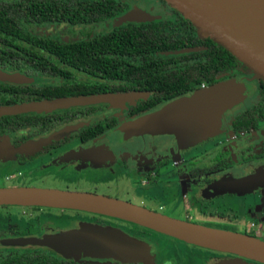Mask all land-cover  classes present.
Instances as JSON below:
<instances>
[{"label":"flooded vegetation","instance_id":"1","mask_svg":"<svg viewBox=\"0 0 264 264\" xmlns=\"http://www.w3.org/2000/svg\"><path fill=\"white\" fill-rule=\"evenodd\" d=\"M0 8L6 21L18 24L21 32L9 36V39L4 34L0 37V74L26 78L0 79V108L59 98L129 95L119 103L0 116V170L9 173L16 170L18 177L22 169L37 178L93 180L104 185L113 183L119 186L127 181L129 185L133 184L134 192L144 196L148 202L162 203L160 210L163 203H178L180 209L193 215L189 223L231 232L234 231L225 228L227 224L237 226L240 223V216L235 212L252 208L249 227L255 228L264 240V82L253 79L252 74L239 64L232 72L218 75L215 83H192L189 89L182 93L176 90L178 94L166 99L170 89L164 83H135L131 74L127 78L119 77L121 70L134 71L143 67L144 61L151 57L148 48L136 51L126 48L124 51L98 43L95 51L85 48H81V52L63 51L64 45L100 38L114 43L119 33L117 29L125 30L129 36L139 34L147 40L159 38L167 44H184L185 47L178 49L152 52L153 59H162L158 64L145 65L148 70L143 68L145 76L150 79L155 75L169 80L183 78L186 70L196 68L199 61L204 62L206 57L203 53L208 49L205 43L210 39L198 37L192 24L162 0H0ZM135 9L147 14V18L120 22ZM43 40L50 43L51 48L40 46L39 41ZM72 55L81 58L75 59ZM89 55L97 56L96 66L85 64ZM103 57L112 62L110 77L103 74L106 68L102 64ZM81 61L84 62L82 65L79 64ZM92 70L97 74L87 72ZM193 74L190 75L192 81L196 77ZM230 79L244 84L247 96L223 112L213 135L207 138L179 141L173 134L134 135L127 127L167 104L190 98ZM249 176L262 177L260 186L249 192L233 193L224 185ZM97 192V187L86 191L107 196ZM143 203L132 204L149 210ZM38 208L43 207L22 209ZM50 209L93 214L77 209ZM79 223L107 226L102 222L87 221H77L67 229L48 228L44 231L10 226L5 232L0 231V252L28 248L49 250L33 246H4L3 241L40 237L47 231L69 230ZM109 227L146 242L150 246L151 259L128 263L91 258L73 261L49 251L68 264H219L236 259L244 264H259L193 245L188 246L195 252H203L199 259L182 255L180 259L163 260L158 257L156 243L117 226Z\"/></svg>","mask_w":264,"mask_h":264},{"label":"water","instance_id":"2","mask_svg":"<svg viewBox=\"0 0 264 264\" xmlns=\"http://www.w3.org/2000/svg\"><path fill=\"white\" fill-rule=\"evenodd\" d=\"M189 21L201 39H210L264 82V0H162ZM147 14L137 9L120 22L141 21ZM187 51H193L187 50ZM0 79L26 80L21 75L0 74ZM247 96L236 79L219 82L190 98L167 104L161 110L128 124L131 134H173L179 141L202 140L214 132L221 115ZM129 95L100 94L59 98L0 108V116L31 111H52L79 105L123 102ZM262 178V177H261ZM259 176L225 183L233 193L260 186ZM0 206L77 209L114 217L149 228L197 247L264 264V241L248 234L220 230L175 220L132 203L89 193L32 187L0 188ZM247 246H241L239 244ZM4 246L43 247L65 260L85 258L120 263L151 259L150 246L125 232L96 224L79 223L69 230H51L40 237L7 239ZM219 264H244L229 260Z\"/></svg>","mask_w":264,"mask_h":264},{"label":"rangeland","instance_id":"3","mask_svg":"<svg viewBox=\"0 0 264 264\" xmlns=\"http://www.w3.org/2000/svg\"><path fill=\"white\" fill-rule=\"evenodd\" d=\"M220 123V121H219ZM219 125V124H218ZM21 176L18 177L16 170L13 172L2 171L0 170V188L4 187H36L41 189H52V190H69V191H82L85 192L92 189V187H97L98 192L100 194H105L109 198H113L120 201L131 202L136 205H139L141 201H143V205H145L151 211H157L165 216L180 220L186 221L192 220L193 215L190 211L180 209V204L175 203H163V208L158 209L162 203H154L148 202L144 196L139 195L134 192V189L127 181H124L119 186L111 183V184H101L100 182H93V180L84 181V180H67L62 178H54V177H45V178H37L32 175H28L22 169L20 170ZM68 186V187H67ZM68 188V189H66ZM105 196V197H107ZM134 198V201H133ZM133 201V202H132ZM256 202V201H255ZM33 207H42V206H33ZM173 207L176 209L174 210ZM20 206H0V231L6 230V227L10 226H18L21 229L27 228H35L36 230L44 231L48 228H58V229H67L73 226V224L77 221H87V222H102L107 226L113 225L114 227H119L126 232H129L133 235L149 239L150 241L156 243L155 249L157 250V254L159 258L163 260H171L174 258H181L182 255L190 256L192 259H199L201 255L200 251H196L192 249L188 245H192L176 238L164 235L162 233L156 232L149 228L137 225L132 222H128L125 220H121L114 217L104 216V215H93L89 213L80 214L70 211H60L50 209L52 207H43L38 209L26 210L22 209ZM250 209H241L235 212L239 217V225H231L227 224L225 228L232 230L234 232L248 234L250 236H254L260 240L262 238L258 235L255 228L251 229L249 227L250 222ZM103 216V217H101ZM110 219H109V218ZM188 218V219H187ZM259 221H257L258 223ZM241 223L243 225H241ZM224 228V226H223ZM34 234L33 232H31ZM194 246V245H193ZM201 248V247H200ZM205 249V248H204ZM161 259V260H162ZM225 262V261H224ZM220 263V262H219ZM218 264V262L216 263Z\"/></svg>","mask_w":264,"mask_h":264},{"label":"trees","instance_id":"4","mask_svg":"<svg viewBox=\"0 0 264 264\" xmlns=\"http://www.w3.org/2000/svg\"><path fill=\"white\" fill-rule=\"evenodd\" d=\"M1 10V8H0ZM19 25L10 21H6L4 15L0 11V37L2 34L9 39V36H15L20 34ZM152 27H155L154 25ZM119 32L117 34L116 42L107 40L105 38H100L97 40H92L90 42L85 43H77L72 45L63 46V51L66 49L74 51H80L81 48L87 51H94L98 47V43L102 44L101 46L110 47L113 46L115 49L118 48L120 50L126 51V48L138 50L140 48H148L150 51V58L144 61V66L136 68L134 71L121 70L119 71V77L123 75V77L127 78L130 74L132 75L131 79H134L135 83H142L145 81L146 83H161L164 85L166 84L170 91H167L166 99L173 97L178 92L182 93L185 90L189 89L192 83H201L202 81L208 83H215L216 77L222 73L232 72L239 63L234 57H232L228 52H226L223 48L218 46L217 44L213 43L212 41L208 40L205 45L207 46V50L204 51V55L206 59L203 61H199V65L195 68H190L186 70L185 76L183 78L177 77V79L169 80L168 78L165 79L162 76L155 75L152 79L145 76V71L143 68H147L145 65L151 64H158V60L162 58H155L153 59V53L159 51H167L171 49H178L179 47H185L184 44L179 46L173 44H167V42L160 40L159 38H152L150 40L145 39L144 37H140L138 35L129 36L127 33L128 31L117 29ZM125 34L124 36H121ZM23 35V34H22ZM162 43V45H161ZM39 45L45 48H51V44L43 40L42 42L39 41ZM65 49V50H64ZM153 52V53H152ZM202 51H199L201 54ZM72 54V53H71ZM90 57L86 56L85 64L96 66V55H89ZM72 58H81L77 55H72ZM84 62H80L79 64H83ZM204 63V64H203ZM102 64L106 66L103 70V74L106 77H110L111 74V60L107 59L106 57L102 58ZM242 65V64H241ZM243 66V65H242ZM244 67V66H243ZM148 70V68H147ZM89 74H97V71H87ZM105 72V73H104ZM196 75V77L191 80L192 73ZM193 74V75H194ZM127 76V77H126ZM130 79V78H129ZM171 85H175L172 87ZM104 86V85H103ZM180 87V88H178ZM167 88V89H168ZM166 90V89H165ZM178 92H175V91ZM174 91V93L172 92ZM156 104V103H155ZM0 264H68L67 262L61 261L55 257V254L49 250L41 249V248H28V249H20V250H12L10 252L1 253L0 252Z\"/></svg>","mask_w":264,"mask_h":264},{"label":"bare ground","instance_id":"5","mask_svg":"<svg viewBox=\"0 0 264 264\" xmlns=\"http://www.w3.org/2000/svg\"><path fill=\"white\" fill-rule=\"evenodd\" d=\"M239 245H241V246H247V245H245V244H241V243H240Z\"/></svg>","mask_w":264,"mask_h":264},{"label":"crops","instance_id":"6","mask_svg":"<svg viewBox=\"0 0 264 264\" xmlns=\"http://www.w3.org/2000/svg\"><path fill=\"white\" fill-rule=\"evenodd\" d=\"M259 234V233H258ZM262 241H264V240H262Z\"/></svg>","mask_w":264,"mask_h":264}]
</instances>
